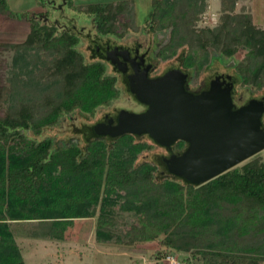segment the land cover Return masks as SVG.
<instances>
[{
  "label": "trees",
  "instance_id": "obj_1",
  "mask_svg": "<svg viewBox=\"0 0 264 264\" xmlns=\"http://www.w3.org/2000/svg\"><path fill=\"white\" fill-rule=\"evenodd\" d=\"M152 3L146 26L168 31L156 58L179 54V67L192 80L228 60L235 87L264 88V26L251 14L224 11L216 27L197 29L204 0ZM87 4L98 38L128 32L119 4ZM0 13L15 18L7 0H0ZM26 16L30 31L23 40L0 42L15 51L10 85L0 86V264H27L18 237L63 242L89 218L97 244L133 249L154 243L159 264L170 252H190L204 264H264V157L256 153L192 183L169 173L162 156L140 160L159 144L149 134L151 143L129 132L100 135L98 122L85 144L49 134L78 112L95 117L123 91L104 54L86 58L80 34L47 15ZM241 47L247 52L236 62ZM186 146L177 140L163 147L181 152Z\"/></svg>",
  "mask_w": 264,
  "mask_h": 264
},
{
  "label": "rangeland",
  "instance_id": "obj_2",
  "mask_svg": "<svg viewBox=\"0 0 264 264\" xmlns=\"http://www.w3.org/2000/svg\"><path fill=\"white\" fill-rule=\"evenodd\" d=\"M73 1V5L70 4ZM9 0V8L14 15V19H8L0 13V42H17L22 41L30 31V23L26 20L29 12H37L40 15H47L54 22L58 21L61 28H66L77 32L82 36L80 49L84 52L89 60L101 57L102 50L106 45L117 43L124 46H134L138 42L142 43L144 48L151 47L154 51L159 48L163 40L168 39V31L154 32L146 26L145 19L152 10L153 0ZM114 2L119 4L118 9L123 12L126 22H129L128 32L124 37H103L98 38L94 29V14L85 9L88 7L86 3H93L98 8L103 7L102 3ZM205 8L200 13L196 28L202 29L206 27L214 28L220 24L221 16L224 11L233 13L251 14L253 20L258 26H264V0H204ZM99 3V4H96ZM108 8V7H107ZM112 8V7H111ZM110 8V9H111ZM126 10V11H125ZM123 16L121 22L124 21ZM104 41H107L106 43ZM114 42V43H113ZM160 43V45H159ZM100 46V49H99ZM186 51L187 47L180 48ZM218 51V50H217ZM214 52V51H213ZM247 51L241 47L234 57L239 62ZM15 51L0 48V86L10 85L9 78L13 77L12 62ZM155 55V54H154ZM181 59L179 54L168 59H160V70L168 67H179ZM213 61H216L213 59ZM234 61V60H233ZM231 60V62H233ZM230 61H223L221 64L212 65L204 73L202 72L193 80V85H198L203 79L210 80L219 71L228 68L230 73L235 72V66L229 68ZM113 72L116 69L111 65ZM122 93L111 105L104 107L95 117H89L87 114L76 113L72 117L65 119L60 126L49 130V134L56 135L60 138H70L77 136L82 144L88 139L90 134V126L95 124L97 120L103 119L104 114L114 115L125 108L128 110H140V105L131 95L128 88L119 80ZM125 86V87H124ZM127 88V89H126ZM264 96V88L257 93L240 87L234 86L233 99L235 104H246L252 98ZM236 97V100H235ZM140 139L151 143L147 134L141 135ZM171 151L158 145H153L140 157V160H150L159 162V157L168 156ZM264 157V149L259 152ZM161 170L163 168L161 167ZM93 219V218H92ZM94 220L87 219L84 223L77 226L72 231L75 233L70 240L63 242H55L43 239H31L22 235L18 237L22 247V252L27 264H159L154 258L155 244L136 246L133 249L106 246L94 242L93 230ZM180 264H204L202 260L194 259L192 253H178Z\"/></svg>",
  "mask_w": 264,
  "mask_h": 264
},
{
  "label": "water",
  "instance_id": "obj_3",
  "mask_svg": "<svg viewBox=\"0 0 264 264\" xmlns=\"http://www.w3.org/2000/svg\"><path fill=\"white\" fill-rule=\"evenodd\" d=\"M187 79L181 68L156 78L147 72L139 74L130 85L148 108L142 112L121 109L117 123L111 118L97 123L94 130L112 137L149 134L166 147L186 141L183 151L162 159L169 173L192 183L205 182L264 149V97L237 106L232 82L224 86L217 77L209 89L194 92L187 88Z\"/></svg>",
  "mask_w": 264,
  "mask_h": 264
},
{
  "label": "flooded vegetation",
  "instance_id": "obj_4",
  "mask_svg": "<svg viewBox=\"0 0 264 264\" xmlns=\"http://www.w3.org/2000/svg\"><path fill=\"white\" fill-rule=\"evenodd\" d=\"M66 29V28H65ZM105 43L107 41H104ZM114 43V42H113ZM144 45L140 42L135 44L134 46H124L123 44H117L114 43L110 45L108 43L105 47V49L102 50V54L105 55V57L110 61L114 69H116V74L118 75V80H122V84L128 88H126L131 95H134L135 100L140 105V110H132L134 112H142L145 111L148 108V105L139 101L136 97V94L132 91L131 83H136V78H138L139 74H143L144 72H147V76L150 78H156L158 76L163 75L165 72H167L170 69L173 68H180V67H168L163 70H160V59L155 57V51L154 48L151 47H143ZM100 49V46H99ZM231 73L229 70H222L219 71V73L215 74L214 77L210 78V80L203 79L200 81L198 85H193V80L191 76H188L187 79V88L194 92H200L202 90H207L210 87V84L212 80H214L217 77H220L221 81H224V86L227 85V83H230L232 78ZM124 86V87H125ZM264 97V96H262ZM262 97H258L261 99ZM236 100V97H235ZM242 104H237V106H242ZM125 109V108H123ZM119 113V112H118ZM118 113L114 115L104 114L103 119H99L97 122H108L109 119L113 118L114 123L118 122ZM96 122V123H97ZM188 145V144H187ZM187 147V146H186ZM179 153V152H172L169 153ZM168 155V156H169Z\"/></svg>",
  "mask_w": 264,
  "mask_h": 264
},
{
  "label": "built area",
  "instance_id": "obj_5",
  "mask_svg": "<svg viewBox=\"0 0 264 264\" xmlns=\"http://www.w3.org/2000/svg\"><path fill=\"white\" fill-rule=\"evenodd\" d=\"M164 264H180L179 256L175 253H168L165 257Z\"/></svg>",
  "mask_w": 264,
  "mask_h": 264
},
{
  "label": "crops",
  "instance_id": "obj_6",
  "mask_svg": "<svg viewBox=\"0 0 264 264\" xmlns=\"http://www.w3.org/2000/svg\"><path fill=\"white\" fill-rule=\"evenodd\" d=\"M7 1H9V0H7ZM18 2H21L22 0H17Z\"/></svg>",
  "mask_w": 264,
  "mask_h": 264
}]
</instances>
